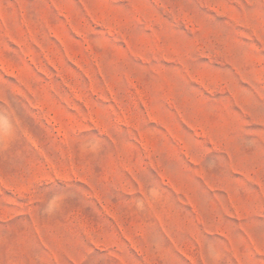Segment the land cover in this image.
<instances>
[{
    "label": "rangeland",
    "instance_id": "374dc122",
    "mask_svg": "<svg viewBox=\"0 0 264 264\" xmlns=\"http://www.w3.org/2000/svg\"><path fill=\"white\" fill-rule=\"evenodd\" d=\"M0 264H264V0H0Z\"/></svg>",
    "mask_w": 264,
    "mask_h": 264
}]
</instances>
